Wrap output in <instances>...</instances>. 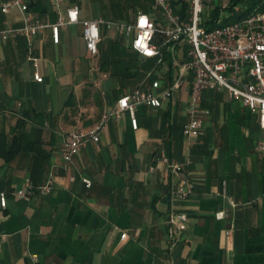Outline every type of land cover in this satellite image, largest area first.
Instances as JSON below:
<instances>
[{"label": "crops", "instance_id": "0c3cea01", "mask_svg": "<svg viewBox=\"0 0 264 264\" xmlns=\"http://www.w3.org/2000/svg\"><path fill=\"white\" fill-rule=\"evenodd\" d=\"M219 1L210 10L213 20L214 9L221 8L220 17L230 2ZM38 3L43 11L31 12L54 22L50 0ZM68 4L78 6L85 20L105 15L96 0ZM139 13L158 19L150 6L130 20ZM4 23L19 25L20 12L0 11V27ZM112 33L108 45L133 57L126 39ZM147 62L153 66L143 75H126L124 62L101 69L100 55L90 56L84 47L80 25L62 29L58 44L50 30L32 46L23 38L0 44V134L11 140L20 131L41 143L50 160L40 185L49 175L54 179L49 195L18 199L15 192L31 181L34 155L21 152L9 163L0 159V189L7 196L6 208H0V236L6 237L0 239V264H264V154L255 151L263 134L258 117L225 90L203 92L200 109L208 113L201 114L197 137L183 134L188 75L160 108H137L136 130L127 113L109 121L99 142L86 144L65 168L66 137L94 126L128 92L147 90L145 76L155 60L138 56V66ZM156 71L166 83L174 79L170 63ZM36 73L41 81L34 80ZM162 153L181 164L194 184L188 198L174 197L181 178L167 172ZM83 179L91 182L89 188ZM171 212L188 218L186 230L173 238Z\"/></svg>", "mask_w": 264, "mask_h": 264}, {"label": "built area", "instance_id": "2783aa9c", "mask_svg": "<svg viewBox=\"0 0 264 264\" xmlns=\"http://www.w3.org/2000/svg\"><path fill=\"white\" fill-rule=\"evenodd\" d=\"M213 1L152 0L154 9L160 12L158 19L147 13H139L133 20L114 22L104 18L82 19L79 7L68 4V0H50L56 19L54 22H45L29 10L26 0H0L2 14H9L14 9L21 14L19 25L4 23L0 27V44L23 38L32 46L33 40L47 30L51 32L53 43L58 44L62 29L80 25L82 41L90 56L98 53L102 29L105 28L123 36L130 49L140 58L155 60V67L145 76L147 90L137 88L128 92L117 100L111 110L105 111L94 126L86 130L78 129L66 137L61 151L65 168L69 167L86 144L99 142L109 121L119 120L127 113L131 129L136 130L137 108H160L184 85L188 75L192 78L186 105L189 121L183 128V134L188 138L201 134V114L208 113L200 109L203 92L222 89L231 100L241 103L258 117L263 137L256 141L255 151L264 154V12L253 11L234 23L208 28V24L213 21L217 25L221 18L228 20L243 10L241 5H237L233 12L226 9L227 13L213 20L210 11ZM160 18L162 21H159ZM31 60L37 67V59ZM168 63L175 72L170 83L162 80L156 71ZM34 80L41 81L38 73L34 75ZM159 160L168 173L181 178L174 197L188 198L194 184L183 175L182 165L170 160L164 153ZM53 182L52 175L38 187L26 181L14 196L18 199H28L35 194L47 196L53 190ZM83 183L87 188L91 186L87 179H83ZM6 206L7 196L0 189V208L5 209ZM168 221L171 225L170 238H173L175 231L181 233L187 228L188 218L184 213L171 212ZM125 238L126 234H121V239ZM0 239L5 240L6 237L0 236Z\"/></svg>", "mask_w": 264, "mask_h": 264}, {"label": "trees", "instance_id": "16d2710c", "mask_svg": "<svg viewBox=\"0 0 264 264\" xmlns=\"http://www.w3.org/2000/svg\"><path fill=\"white\" fill-rule=\"evenodd\" d=\"M36 3H29V10L30 11H43L42 7L39 5L40 0H36ZM245 0H230L228 4V8H226L228 11L233 12V8L237 5H241L243 7V10L241 13L235 14V16H238V18H242L246 16L247 14L250 13V9L246 8ZM124 2L129 3L128 5L129 8H134L135 6H140L144 11H148L147 4L148 2L152 3V0H126L123 1V3L119 2L115 6L112 14L115 16V18H123L124 16V9L127 7L124 5ZM221 11L220 7H216L214 9V20L218 19L219 13ZM215 23L214 21L208 25L213 26ZM101 44V42H100ZM100 44H99V51L95 56L100 55V68L104 69V67L107 64L110 63H126L128 66L125 69V74L126 75H143L144 72L147 69L152 68L153 63L152 62H147V63H142L141 65L138 64V55L134 53L133 57H127L126 55L119 53L118 47L113 43L112 45H108L109 50L102 51L100 53ZM108 52L114 54L112 57L113 60H110V58L107 57ZM126 59V60H124ZM132 70H134L132 72ZM70 103L67 102V106ZM97 103L100 105V101L97 98ZM22 127V124L19 123L17 124V130L19 131ZM21 152H29L34 155V163L31 169V183L34 187L40 186V183L43 181L44 174L46 171L47 166L49 165V160H50V154L46 152L43 149V146L39 142H33L29 140L28 136L24 132H17V135L13 136L11 140L8 139V137L5 134H0V159L4 161V163H9L11 162L16 155H18Z\"/></svg>", "mask_w": 264, "mask_h": 264}, {"label": "rangeland", "instance_id": "374dc122", "mask_svg": "<svg viewBox=\"0 0 264 264\" xmlns=\"http://www.w3.org/2000/svg\"><path fill=\"white\" fill-rule=\"evenodd\" d=\"M96 1H99L101 3V5H103L105 15H103L102 18L117 22L118 20H117V18H115V16L112 15V11H113L115 6H118L117 4L119 2L123 3V1H126V0H96ZM244 3H245L246 8L250 9V12H253V11L254 12L255 11L264 12V0H245ZM129 4H130V2L129 3L124 2V5L127 8L124 9V15H123L124 17L121 19L122 22H124L126 20H130V18L133 17L135 13L144 11L140 6H135L134 8H129V6H128ZM219 4H220V1L215 0L210 6V10H213V8L215 6H218ZM150 6L155 12L158 13L157 15L159 18L160 17L159 10L154 9L153 3L148 2V4H147L148 9L150 8ZM224 12L227 13L228 11L225 10ZM235 14H237V13H235ZM235 14L228 20L221 18L217 25H213V26L208 25L207 27L213 28V27H216L219 25H224V24H229V23H234L236 21H239L241 18H238V16H235ZM159 21H162L161 18L159 19ZM112 32H114V31L109 30V31L104 32V39L102 40V42L100 44V53L102 51H105L106 49L109 50L108 44H109V42H111V40H113V37H112L113 33ZM113 56H114V54L108 52L107 57L110 58V60H113L112 59Z\"/></svg>", "mask_w": 264, "mask_h": 264}]
</instances>
